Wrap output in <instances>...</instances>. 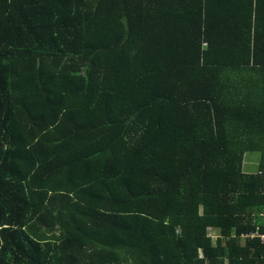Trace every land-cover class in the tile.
<instances>
[{
    "label": "trees",
    "instance_id": "trees-1",
    "mask_svg": "<svg viewBox=\"0 0 264 264\" xmlns=\"http://www.w3.org/2000/svg\"><path fill=\"white\" fill-rule=\"evenodd\" d=\"M263 215L264 0H0V264H264Z\"/></svg>",
    "mask_w": 264,
    "mask_h": 264
},
{
    "label": "rangeland",
    "instance_id": "rangeland-1",
    "mask_svg": "<svg viewBox=\"0 0 264 264\" xmlns=\"http://www.w3.org/2000/svg\"><path fill=\"white\" fill-rule=\"evenodd\" d=\"M258 161L259 154L257 152L246 153L244 155L242 170L245 173H255L257 171ZM209 235H211L212 239L214 240L217 233L209 229Z\"/></svg>",
    "mask_w": 264,
    "mask_h": 264
},
{
    "label": "built area",
    "instance_id": "built-area-1",
    "mask_svg": "<svg viewBox=\"0 0 264 264\" xmlns=\"http://www.w3.org/2000/svg\"><path fill=\"white\" fill-rule=\"evenodd\" d=\"M262 224L264 225V215L262 216ZM243 238H258L261 242L264 243V234L262 233H258V232H255V233H251L249 235H243L242 236Z\"/></svg>",
    "mask_w": 264,
    "mask_h": 264
}]
</instances>
